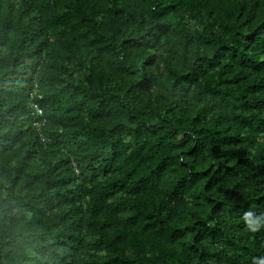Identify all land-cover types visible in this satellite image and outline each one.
I'll list each match as a JSON object with an SVG mask.
<instances>
[{
  "label": "trees",
  "instance_id": "trees-1",
  "mask_svg": "<svg viewBox=\"0 0 264 264\" xmlns=\"http://www.w3.org/2000/svg\"><path fill=\"white\" fill-rule=\"evenodd\" d=\"M0 264H264V0H0Z\"/></svg>",
  "mask_w": 264,
  "mask_h": 264
},
{
  "label": "built area",
  "instance_id": "built-area-1",
  "mask_svg": "<svg viewBox=\"0 0 264 264\" xmlns=\"http://www.w3.org/2000/svg\"><path fill=\"white\" fill-rule=\"evenodd\" d=\"M34 109L37 114L41 115V110L36 105H34Z\"/></svg>",
  "mask_w": 264,
  "mask_h": 264
}]
</instances>
